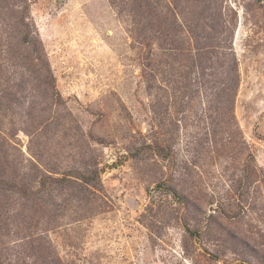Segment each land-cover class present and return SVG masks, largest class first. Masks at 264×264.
I'll use <instances>...</instances> for the list:
<instances>
[{
  "label": "rangeland",
  "instance_id": "rangeland-1",
  "mask_svg": "<svg viewBox=\"0 0 264 264\" xmlns=\"http://www.w3.org/2000/svg\"><path fill=\"white\" fill-rule=\"evenodd\" d=\"M10 1L0 94L15 88L19 100L0 97V174L20 189L0 191V217L42 198L59 219L38 261L13 236L2 253L31 254L24 264H264V0ZM18 13L31 40L14 33ZM29 62L50 67L60 100ZM68 171L95 174L84 198L74 176L64 185L76 198L40 184ZM77 208L89 212L75 220ZM14 219L22 235L47 229Z\"/></svg>",
  "mask_w": 264,
  "mask_h": 264
},
{
  "label": "trees",
  "instance_id": "trees-1",
  "mask_svg": "<svg viewBox=\"0 0 264 264\" xmlns=\"http://www.w3.org/2000/svg\"><path fill=\"white\" fill-rule=\"evenodd\" d=\"M5 3L7 4V7L6 9H4V7L1 5V2H0V37H2L3 35V32H4V29L3 27L4 26H10L8 24H10V22L12 20H8V21H4V17H5V14L6 13H3L5 10L6 12L8 10L14 12L16 14L17 12V9L15 8L14 5L11 4V1L10 0H4ZM26 18V15H23L22 13H18V17H17V20L18 22H16V30H15V34L19 35L18 33H21L23 32V29L26 30L25 33L22 35V39L23 40H26V39H30L31 40V34H32V31L29 29V23L25 20ZM28 28V29H27ZM175 40V39H174ZM173 40L171 39V42ZM40 42V41H39ZM170 42V43H171ZM174 41L173 43H171V49L172 50H176L177 48V44L174 45ZM213 43V42H212ZM219 43V42H217ZM216 43V44H217ZM220 44V43H219ZM40 45L42 46V44L40 43ZM212 45V44H211ZM218 45L215 46L214 48H218ZM42 49V47H41ZM40 48L38 49V54H37V57L35 56L34 60L35 59H40L42 60L43 58V55L41 53V50ZM2 49H0L1 51ZM198 56H201V52L197 54ZM215 57V58H214ZM214 60L213 62H218L222 57L220 56H213ZM0 61H1V55H0ZM31 63V65H33L35 68H36V65H34L32 62H29ZM46 64V62H43ZM201 63V61L199 62ZM227 63L226 62H221L220 63V67H222L223 69V76H225L227 73H226V68H225V65ZM43 67H45V70H43ZM50 68V67H49ZM48 67L44 66L43 64H41L39 66V68H36L37 69V72L39 71V76H36V77H39L40 78V88L41 89H47V85H48V80L46 78L49 77V74H50V69ZM47 69V70H46ZM42 73V74H41ZM45 78V79H44ZM238 78H239V75L237 73V70H236V74H235V77L231 78V82L233 83V88L236 87V85H238ZM237 80V81H236ZM49 89H52V99H59L60 100V95L57 93L56 89L53 88L52 84L49 83ZM51 87V88H50ZM18 89H10L8 87H4L3 88V93L0 94V97L4 98V99H7L9 101V103L7 105H13L15 104L19 98L17 97V94H18ZM234 92L233 91L230 96L228 98H232V102L234 101ZM17 93V94H16ZM227 98V97H226ZM225 98V99H226ZM226 101H228V99H226ZM3 153V152H2ZM4 154V153H3ZM4 156V155H3ZM41 160V157H39ZM52 172H56L55 169H52L51 170ZM71 173L75 174V175H72ZM96 173V171L94 172ZM78 174V175H77ZM5 173H1L0 174V191H2L4 188H9V189H20V187L17 188V184L16 183H9L6 178H5ZM72 176L74 177H77L79 178L81 181L79 182V196H77L78 199H81V198H84L81 193H82V190L84 189V187H92L94 186L93 185V180H94V176L95 174L91 175L90 173H87V174H81V173H76L75 171H68V173L64 174L62 177H55V176H48L47 175H44L43 177L40 178V184L45 186L46 185V179L48 178L49 181H54L56 183H59L60 184V190L63 191L65 190L66 193L68 196H72L73 198H76L74 196L73 193H71V191L69 189L66 188V186L64 184L68 183V182H72ZM6 182V183H5ZM16 185V187H15ZM88 188V187H87ZM22 189V188H21ZM26 190L27 188H23V191H25L24 193H26ZM39 203L36 202L37 199L34 200L33 198V201H32V204L22 212V206L20 204H16L13 206V207H9V209H5L8 210V213L5 212L3 210V214L6 213L5 216H3L2 218L0 217V264H24L26 262L25 259H27L28 257L30 258L31 254H28V255H24V254H21L18 249L13 252V253H10V254H7L4 255L2 253V251L5 249V247H8L10 245H12L11 243V238L12 236L15 237V242H17V246L19 247H23V246H28V244L31 245V247H33V249L35 248V252H36V248H37V252H36V255L34 256L35 257V260L38 261V258H41L44 253H38L39 252V249H41L43 252L44 251H47L48 250V247H50V244H51V241L48 239V236L46 234H43V233H46L47 230L49 229H52L53 227L57 226L56 224V220L59 219V215H55V217H52V215H50V206H49V203H46V202H43L42 198H39ZM35 206V208H34ZM39 210L38 212H40L39 214H36V211ZM88 209L86 211H84V213H82L81 209L80 208H77L75 210H73V212L76 214L77 216V219L75 220H80L81 217L83 216H86L88 214ZM37 212V213H38ZM15 214V215H13ZM36 215H39L40 217L38 219H35V216ZM15 216H19L21 222L23 223H27V226H23L27 229H31L35 226H37L38 224L41 225V226H44L46 227L47 229H43L42 232H40L38 234V236H36L35 238L32 237L31 235H22L19 231V228H12L11 225H14L16 222V220L14 219ZM35 221V223H33ZM17 225L16 227L19 226V223L16 222ZM13 229V230H12ZM11 237V238H10ZM13 239V238H12ZM20 240V241H19ZM15 246V245H13ZM9 248V247H8ZM7 248V249H8ZM50 250V249H49ZM48 250V251H49ZM39 254L41 256H39ZM23 256V257H22ZM58 261L55 260V264H57ZM59 263H61V261L59 260Z\"/></svg>",
  "mask_w": 264,
  "mask_h": 264
}]
</instances>
